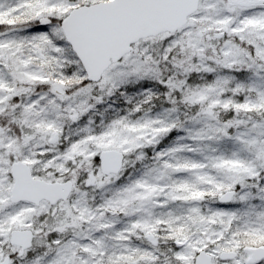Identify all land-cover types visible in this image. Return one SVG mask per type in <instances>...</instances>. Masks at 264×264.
<instances>
[{"label": "snow or ice", "instance_id": "1", "mask_svg": "<svg viewBox=\"0 0 264 264\" xmlns=\"http://www.w3.org/2000/svg\"><path fill=\"white\" fill-rule=\"evenodd\" d=\"M0 264H264V0H0Z\"/></svg>", "mask_w": 264, "mask_h": 264}]
</instances>
